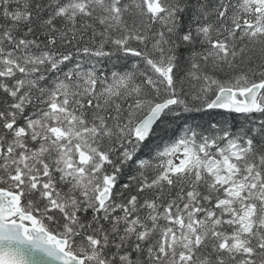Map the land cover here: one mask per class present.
<instances>
[{
	"label": "snow or ice",
	"instance_id": "6c2138e0",
	"mask_svg": "<svg viewBox=\"0 0 264 264\" xmlns=\"http://www.w3.org/2000/svg\"><path fill=\"white\" fill-rule=\"evenodd\" d=\"M0 264H264V0H0Z\"/></svg>",
	"mask_w": 264,
	"mask_h": 264
}]
</instances>
